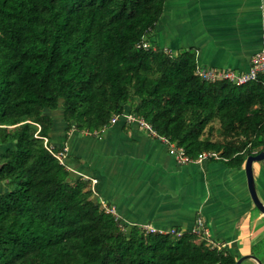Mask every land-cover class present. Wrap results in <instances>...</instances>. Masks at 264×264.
I'll return each mask as SVG.
<instances>
[{
  "label": "trees",
  "instance_id": "obj_1",
  "mask_svg": "<svg viewBox=\"0 0 264 264\" xmlns=\"http://www.w3.org/2000/svg\"><path fill=\"white\" fill-rule=\"evenodd\" d=\"M165 0H0V264H236L203 231L123 225L44 141L51 111L99 132L134 113L196 160L233 168L264 149V71L237 84L195 51L143 47ZM62 148L56 147L59 151ZM177 229V228H176ZM179 230V229H177Z\"/></svg>",
  "mask_w": 264,
  "mask_h": 264
},
{
  "label": "crops",
  "instance_id": "obj_2",
  "mask_svg": "<svg viewBox=\"0 0 264 264\" xmlns=\"http://www.w3.org/2000/svg\"><path fill=\"white\" fill-rule=\"evenodd\" d=\"M148 42L171 54L191 49L200 66L245 72L264 49L263 0H165ZM51 113V144L65 148L73 176L96 179L95 197L123 225L191 231L200 218L212 241L264 264V214L251 198L245 163L181 161L168 143L124 117L92 133L67 129L61 109ZM9 145L0 143V153ZM253 173L264 202V160L253 163ZM240 264L259 263L247 257Z\"/></svg>",
  "mask_w": 264,
  "mask_h": 264
},
{
  "label": "built area",
  "instance_id": "obj_3",
  "mask_svg": "<svg viewBox=\"0 0 264 264\" xmlns=\"http://www.w3.org/2000/svg\"><path fill=\"white\" fill-rule=\"evenodd\" d=\"M143 47H154L151 45L148 41L142 42ZM264 71V49L258 53H256L251 61V65L249 69L245 72H238L231 69H214V68H208L204 66H197L196 72L199 76L205 78V79H219V78H226L229 80H232L236 82L237 84L246 82L248 80L254 79L259 72ZM119 117H124L129 122H135L138 126L141 128H146L151 134L158 136L155 130L152 128V126L141 116L134 114V113H123L122 115H114L111 119V123L115 122ZM106 128V127H105ZM104 128V129H105ZM103 129V130H104ZM161 138L164 142L168 143L171 150L175 155L181 160V161H189L191 160L184 152V149L180 146H178L175 142L169 141L166 137L158 136ZM45 143L47 144V147L54 152L55 156L61 161L64 162V154H65V148H62L59 151L55 150V146L53 144H48V138L46 136H43ZM215 156L218 157V155L215 152H203L199 155V157L196 159L197 161H202L204 159H209V157ZM96 179H93L92 183H94ZM106 209L115 215H117L114 208L105 206ZM118 216V215H117ZM142 228H144L146 231H160V232H169L173 234H181L182 230H177L176 228L171 229H164V228H158L151 224H141L139 225ZM203 222L199 218L197 222V226L191 230V232L199 233L201 230L203 231L204 235L206 236L209 243L221 248L222 246L220 244L215 243L209 238V235L207 231L202 227Z\"/></svg>",
  "mask_w": 264,
  "mask_h": 264
},
{
  "label": "water",
  "instance_id": "obj_4",
  "mask_svg": "<svg viewBox=\"0 0 264 264\" xmlns=\"http://www.w3.org/2000/svg\"><path fill=\"white\" fill-rule=\"evenodd\" d=\"M263 5H264V0H263ZM260 160H264V149H262L257 154H248L245 160L244 167H245V172H246L247 182H248V189H249L251 198L253 202L255 203V205L258 207V209L264 214V202L260 199L257 193L254 173H253V163L255 161H260ZM247 257L255 258L259 264H263L258 257L252 254L243 255L239 257L238 260L236 261V264H240L243 261V259Z\"/></svg>",
  "mask_w": 264,
  "mask_h": 264
}]
</instances>
